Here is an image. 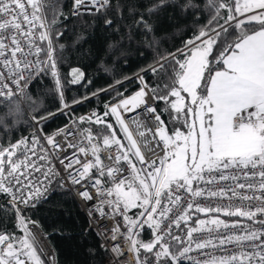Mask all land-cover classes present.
<instances>
[{
  "label": "snow or ice",
  "instance_id": "snow-or-ice-1",
  "mask_svg": "<svg viewBox=\"0 0 264 264\" xmlns=\"http://www.w3.org/2000/svg\"><path fill=\"white\" fill-rule=\"evenodd\" d=\"M213 4V19L224 23L201 29L184 50L149 69L167 72L171 83L149 89L139 77V91L117 93L102 113L80 116L52 135L0 141V196L6 198L0 264H52L54 252L45 251L38 222L25 213L57 178L79 185L83 199H96L101 217H122L124 231L117 224L112 238L119 233L128 241L136 264H264V0ZM74 6L77 14L101 13L112 0H74ZM57 19L52 0H0V98L23 95L27 82L43 73L55 79L63 100L52 33ZM71 76L75 84L84 73L73 68ZM141 106L154 127L131 116ZM8 115L11 110L0 125ZM42 119L33 117L37 127ZM157 152L162 155L149 158ZM145 228L148 240L141 238Z\"/></svg>",
  "mask_w": 264,
  "mask_h": 264
},
{
  "label": "trees",
  "instance_id": "trees-1",
  "mask_svg": "<svg viewBox=\"0 0 264 264\" xmlns=\"http://www.w3.org/2000/svg\"><path fill=\"white\" fill-rule=\"evenodd\" d=\"M52 2L58 15L52 33L63 100L50 74H42L30 83L21 104L15 99H0V116L11 110L6 117L9 122L0 125V141L14 142L21 137L31 138L34 132L38 134L33 117H44L38 129L41 134L50 135L92 107L102 113L107 103L120 98L117 93L127 97L139 91L142 87L139 77H143L149 89L171 83L167 72L154 74L149 69L168 53L184 50L185 42L201 29L224 23L222 18L213 19L216 15L213 0H112V6L104 12L66 18L69 0ZM226 15V11L221 12L222 17ZM47 16L50 22L52 13ZM105 20H111V26ZM145 22L151 31L146 30ZM56 33L62 35L56 37ZM73 68L84 73L79 83H71ZM156 107L159 110L164 105L156 102ZM93 129L102 130V126ZM5 199L0 196V203ZM25 214L38 222L54 252L55 264L106 263L108 253L101 247L98 236L89 230L72 194L59 186L58 178ZM16 231L20 234L19 229ZM141 238L148 240L149 231H144Z\"/></svg>",
  "mask_w": 264,
  "mask_h": 264
},
{
  "label": "built area",
  "instance_id": "built-area-1",
  "mask_svg": "<svg viewBox=\"0 0 264 264\" xmlns=\"http://www.w3.org/2000/svg\"><path fill=\"white\" fill-rule=\"evenodd\" d=\"M69 2H70V7H69L68 14L65 15V18L67 16L68 17H77L78 15H80L82 13H87L86 11L81 9L80 13L77 14L76 8L74 6V0H69ZM42 74L43 73H41L39 76H34L33 79L29 80L27 82V84L24 86V92L28 88L30 83L33 80L39 78ZM151 96H152V94L149 93V98H148L149 104L154 103ZM21 98H22V95H16V96L12 97V99H15L20 104L22 103ZM0 99L4 100L3 98H0ZM155 106H156V102H155ZM93 111L98 113L97 108L92 107L88 111H86L84 114H82L81 116H89V115H91V113ZM131 116L135 120L140 121L145 127H154L155 126L154 121L150 118L149 114L147 112L143 111V106H141L140 109H137V111L135 113L131 114ZM72 121H70L66 125H69ZM40 122L41 121H39V123ZM33 124H34L35 130L38 132L39 136H41V137L46 136V135H43L39 132V129L36 125V121H33ZM129 125H130V128L133 130L134 135H136L135 124H133L132 121L129 120ZM65 126L61 127L60 129L64 128ZM85 126H87V125H85ZM55 132H53V133H55ZM52 134H50V135H52ZM137 138L139 139V137H137ZM56 139H57V141L63 143V140L60 136H57ZM69 151H71V150H69ZM61 155H63V153H61ZM157 155H162V153L157 152L154 155H150L149 158L150 159L155 158ZM56 167L62 173V175H66V173H64L63 167L61 165H59L58 162H56ZM58 183H59V186L61 188L69 191L72 194V196L75 199L80 211L85 215V217L87 219L89 230H91L93 233H95L98 236L100 243H101V247L108 253V259H107L105 264H136V261L133 257L132 252H130L128 250L129 249L128 241L119 233L116 234L117 238L115 240L112 238L113 234H114L112 229L115 228L117 224H121L120 231L121 232L124 231V228L122 226L123 225L122 217H120L119 215H117L115 217H112L111 215L101 217V215L99 214V212L96 210V207H95V205L98 203V201L96 199H93V200L83 199L79 195V190H80L79 185H72L67 179L60 180L59 178H58ZM92 194L95 197V191L94 190L92 191ZM105 211L109 212L110 209L106 208ZM128 215L131 216L130 213H128ZM198 215L200 217H205L203 214H198ZM229 219H234V218H229ZM42 239L44 240V242H46L48 244L46 237L43 234H42ZM115 245H119V251L114 250ZM48 246H49V244H48ZM49 248H50V251H52L50 246H49ZM120 253H123V255H121ZM191 255L196 257V258H201L199 256V254L196 252L191 253ZM52 264H55V259L52 261ZM182 264H191V261L184 260L182 262Z\"/></svg>",
  "mask_w": 264,
  "mask_h": 264
},
{
  "label": "rangeland",
  "instance_id": "rangeland-1",
  "mask_svg": "<svg viewBox=\"0 0 264 264\" xmlns=\"http://www.w3.org/2000/svg\"><path fill=\"white\" fill-rule=\"evenodd\" d=\"M136 209H132L129 213L133 216V214L136 212ZM201 219L206 218V217H200ZM144 231H149L147 228H145Z\"/></svg>",
  "mask_w": 264,
  "mask_h": 264
},
{
  "label": "bare ground",
  "instance_id": "bare-ground-1",
  "mask_svg": "<svg viewBox=\"0 0 264 264\" xmlns=\"http://www.w3.org/2000/svg\"><path fill=\"white\" fill-rule=\"evenodd\" d=\"M88 13H89V12H88ZM43 243H44V245L46 246V247H45V251H46V252L50 251V248H49L48 244H47L46 242H44V240H43Z\"/></svg>",
  "mask_w": 264,
  "mask_h": 264
},
{
  "label": "crops",
  "instance_id": "crops-1",
  "mask_svg": "<svg viewBox=\"0 0 264 264\" xmlns=\"http://www.w3.org/2000/svg\"><path fill=\"white\" fill-rule=\"evenodd\" d=\"M132 216V215H131Z\"/></svg>",
  "mask_w": 264,
  "mask_h": 264
}]
</instances>
